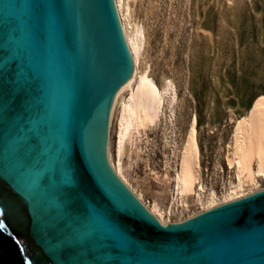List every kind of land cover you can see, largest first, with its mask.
<instances>
[{"label":"water","instance_id":"1","mask_svg":"<svg viewBox=\"0 0 264 264\" xmlns=\"http://www.w3.org/2000/svg\"><path fill=\"white\" fill-rule=\"evenodd\" d=\"M134 68L115 0H0V264H264V190L163 225L110 165Z\"/></svg>","mask_w":264,"mask_h":264},{"label":"rangeland","instance_id":"2","mask_svg":"<svg viewBox=\"0 0 264 264\" xmlns=\"http://www.w3.org/2000/svg\"><path fill=\"white\" fill-rule=\"evenodd\" d=\"M125 4L131 21L144 33L141 71L146 69L160 88L170 85L171 91L157 126L135 133L133 145H128L123 176L149 207L160 205L166 218L178 221L200 211L192 201L189 209L172 206L173 184H167L177 172L179 149L192 123L197 124L205 191L222 195L233 181L226 155L235 121L264 96V0H125ZM116 111L118 107L110 131L115 160ZM170 116L174 124L167 122ZM260 183L264 189V181Z\"/></svg>","mask_w":264,"mask_h":264},{"label":"bare ground","instance_id":"3","mask_svg":"<svg viewBox=\"0 0 264 264\" xmlns=\"http://www.w3.org/2000/svg\"><path fill=\"white\" fill-rule=\"evenodd\" d=\"M115 3L135 66V80L118 96L110 117L111 131L114 113L118 107L119 111H116L119 113L116 160L113 158L110 139L107 155L110 165L119 178L163 225L183 222L202 212L264 190L260 189V182L264 181V96L257 98L248 113L235 121L232 142L226 155L227 166L233 173V181H230L224 188L222 195H218L213 190L207 192L204 189L200 148L197 142V124L194 122L190 125L179 149L177 172L173 178L167 179L166 177L165 179H167V184H173L172 206L177 205L178 208L181 207L184 210L192 201L199 204L200 211L173 221L171 217H165L167 211H163L160 205L149 207L141 195L126 182L123 176V157L128 152V145H133L135 133L139 135L141 130L145 131L157 126L165 113V96L171 90L170 85L160 88L151 79L146 69L141 71V56L144 47L143 30L133 24L134 20L131 21V10L129 5L125 4V0H115ZM125 94L127 96H124ZM175 99L174 93L169 100L170 104ZM167 122L174 124L173 117L170 116ZM168 213L170 216L171 210Z\"/></svg>","mask_w":264,"mask_h":264}]
</instances>
